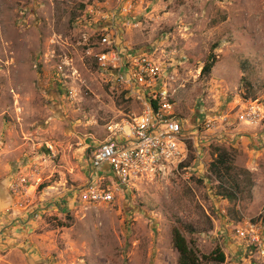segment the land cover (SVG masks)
Masks as SVG:
<instances>
[{"label":"rangeland","instance_id":"obj_1","mask_svg":"<svg viewBox=\"0 0 264 264\" xmlns=\"http://www.w3.org/2000/svg\"><path fill=\"white\" fill-rule=\"evenodd\" d=\"M118 8V0H0V187L12 193L35 166L41 178L30 189L36 202L21 200L32 206L29 244L18 257L0 250V264H179L175 229L201 264H220L204 260L216 250L223 264H264L235 239L236 226L264 214V133L238 119L248 103L264 106V0H135L140 28L121 41L177 64L186 128L226 113L229 120L191 144L180 166L95 205L79 196L91 149L141 111L111 92L82 42L100 13ZM219 150L230 167L221 177L211 169Z\"/></svg>","mask_w":264,"mask_h":264},{"label":"built area","instance_id":"obj_2","mask_svg":"<svg viewBox=\"0 0 264 264\" xmlns=\"http://www.w3.org/2000/svg\"><path fill=\"white\" fill-rule=\"evenodd\" d=\"M118 1V12L100 13L98 28L92 36L84 34L82 42L111 92L124 94L141 111L130 120L109 127V138L91 149V170L110 168V174L90 180L80 191L81 201L95 205L115 203L120 193L163 166H180L187 160L191 144L195 146L206 133L229 120L226 113L220 118H207L199 127L186 128L178 111L179 92L185 86L180 82L177 64L172 59L132 51L123 44L121 34L140 28V24L132 17L135 0ZM263 110L264 106L248 103L238 119L254 131L264 133ZM40 182V168L35 166L30 175H21L10 188L14 196L23 200ZM18 207L22 208L21 202ZM235 230V239L248 258L264 262V224L247 221Z\"/></svg>","mask_w":264,"mask_h":264},{"label":"crops","instance_id":"obj_3","mask_svg":"<svg viewBox=\"0 0 264 264\" xmlns=\"http://www.w3.org/2000/svg\"><path fill=\"white\" fill-rule=\"evenodd\" d=\"M38 157H35L34 160H37ZM40 159V158H39ZM90 167V166H89ZM110 174V168L105 166L101 170H91L88 168V181L96 180L102 177L104 174ZM8 185V184H7ZM8 186L0 187V250H4V248L11 249V255L13 257L21 256L23 250H26V246L29 244L28 242V219L25 217L28 213V209L32 206H27V200L21 201L19 198L14 196ZM30 199H32V203L36 202L35 195H29ZM26 201V202H25ZM30 201V200H29ZM28 201V202H29ZM22 203V208H19L18 205ZM25 202V203H24ZM11 209L16 216H13L14 213L7 214V210ZM21 212V213H20ZM29 212H32V208ZM6 215L4 223H2V216ZM11 214V215H10ZM24 215V216H23ZM21 218H20V217ZM23 216V217H22ZM5 222H10L6 223ZM4 224V225H3ZM22 225V226H19ZM28 225V226H27Z\"/></svg>","mask_w":264,"mask_h":264},{"label":"trees","instance_id":"obj_4","mask_svg":"<svg viewBox=\"0 0 264 264\" xmlns=\"http://www.w3.org/2000/svg\"><path fill=\"white\" fill-rule=\"evenodd\" d=\"M215 63L216 61L214 58L212 59V61H208V63L204 67L203 73L205 75L210 74L215 66ZM211 169L218 177L223 176V170H230L229 157L225 151H218L216 159L211 164ZM225 192L226 195L223 194L222 196L233 199L234 193L232 191L226 189ZM261 220L264 224V214L261 217ZM173 244L175 250L179 254V264H201V258L190 247L188 241L179 229H175L173 232ZM204 260L223 264L225 263L226 258L220 250H216L211 256L204 257Z\"/></svg>","mask_w":264,"mask_h":264}]
</instances>
